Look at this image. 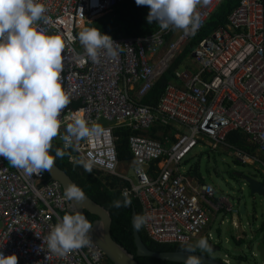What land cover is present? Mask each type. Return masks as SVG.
I'll return each instance as SVG.
<instances>
[{
    "label": "built area",
    "instance_id": "built-area-1",
    "mask_svg": "<svg viewBox=\"0 0 264 264\" xmlns=\"http://www.w3.org/2000/svg\"><path fill=\"white\" fill-rule=\"evenodd\" d=\"M125 1L43 0L51 23L40 21V27L66 40L61 80L70 103L61 112L58 138L63 146L61 137L74 114L96 122L93 139L64 149L70 162L91 159L92 168L128 182L123 191L150 216L144 229L153 241L191 246L201 237L212 238L206 230L214 217L240 213L184 170L195 148L207 144L264 170V0H239L226 24L182 58L157 107L143 104L144 98L226 0L198 5L195 31L169 28L113 38L121 44L119 55L102 54L99 64L92 63L78 33ZM75 104L82 108L74 109ZM157 127L169 128L164 141L150 136ZM116 128L138 132L130 137L134 164L124 172ZM232 132L245 135L257 155L231 145ZM67 211L60 183L46 172L26 179L0 157V252L16 254L18 264H112L90 236L86 247L64 257L48 253L46 237Z\"/></svg>",
    "mask_w": 264,
    "mask_h": 264
},
{
    "label": "clouds",
    "instance_id": "clouds-1",
    "mask_svg": "<svg viewBox=\"0 0 264 264\" xmlns=\"http://www.w3.org/2000/svg\"><path fill=\"white\" fill-rule=\"evenodd\" d=\"M207 2L136 0L137 5L149 8V24L156 22L161 30L174 28L185 32L198 28L196 8ZM46 12L43 0H0V157L7 159L26 179L48 171L55 157L65 155L63 149L91 140L99 131L96 122L74 114L61 137L63 149H57L55 155L51 151L52 141L60 133L61 112L70 103V97L61 80L66 40L40 27V21L51 23ZM78 39L87 58L95 64L101 62L102 54L115 58L121 50V44L97 27H84ZM79 163L85 171H92L91 159L81 158ZM144 182L147 183L146 178ZM121 195L123 200L114 201L113 206H130L128 190ZM64 196L69 202V211L58 219L46 237L48 253L60 257L86 247L92 229V224L77 207L86 200L84 191L69 184ZM239 210L241 213V208ZM149 219L147 213L137 214L133 226L139 230ZM211 240L201 237L194 246H189L185 264H202V256L196 255V250L210 251ZM0 264H18V256H5L0 252Z\"/></svg>",
    "mask_w": 264,
    "mask_h": 264
},
{
    "label": "trees",
    "instance_id": "trees-1",
    "mask_svg": "<svg viewBox=\"0 0 264 264\" xmlns=\"http://www.w3.org/2000/svg\"><path fill=\"white\" fill-rule=\"evenodd\" d=\"M239 0H226L223 5L217 10L214 16L208 21L206 27L199 32L192 42L187 46L183 56L177 61L171 69L155 84L154 88L149 92V94L144 98L143 104L157 107L160 99L162 98L166 86L169 82L174 81L175 70L178 68L182 58L190 54L196 46L208 37L213 31H215L219 26L225 25L228 16L232 11L238 7ZM149 13V8L147 6L137 5L136 0H127L124 3L119 4L111 12L104 15L101 19L90 24L88 27H97L102 32L110 35L112 38H119L120 36L126 37H143L152 34L160 29L156 22L149 24L147 21V16ZM74 109H81L80 104H75ZM65 130V129H64ZM163 132V136H158V132ZM169 128H154L151 130V137L154 139H159L164 141L165 137L168 135ZM63 131L60 129V133ZM138 132H134L128 128H116L115 135L118 138L117 149L119 160L122 163H129L134 160V155L130 147V137L137 135ZM58 136L52 141V153L55 155L57 149H63V146L59 142ZM228 142L246 151L251 155H257L256 147L248 143V139L245 135L239 132H232L228 136ZM64 150V149H63ZM65 152L62 157H55L56 164L65 170L74 181L98 204L109 209L113 218L112 225V235L114 239L125 247L130 253H132L136 260L140 264H180L173 262H165L162 260L149 258V257H139L137 255V248L135 245L134 231L132 226V216L133 212L137 211V214H143V208L140 202L132 197L131 205L128 207H114L113 202L116 200H123L122 191L129 185L128 182L121 180L119 178L110 176L98 169L92 168L91 172L85 171L84 167L79 163H71L69 160V152ZM240 162V161H239ZM246 165V164H245ZM47 174V173H46ZM189 174L201 182H204L202 176L200 175L199 168L191 170ZM49 178V176H48ZM264 180V176L262 177ZM240 209V208H238ZM88 218L93 222L98 217L87 212ZM143 241L147 247L156 252H179L184 251L189 246H182L177 244H161L153 241L144 227L139 229ZM264 234V225L258 231L259 236ZM239 243L243 241L242 238H238ZM264 244V242H262ZM195 244L191 245L194 246ZM196 253L205 254V251L201 252L200 249L196 250ZM243 257V256H242ZM110 262V261H109Z\"/></svg>",
    "mask_w": 264,
    "mask_h": 264
},
{
    "label": "rangeland",
    "instance_id": "rangeland-1",
    "mask_svg": "<svg viewBox=\"0 0 264 264\" xmlns=\"http://www.w3.org/2000/svg\"><path fill=\"white\" fill-rule=\"evenodd\" d=\"M195 167L204 182L215 189L217 199H229L235 209L243 205L247 208L246 214L226 213L211 220L206 237L211 234L215 249L221 250L205 251L206 255L223 262L229 260V264H264V244L258 235L264 225V197L251 196L246 182L238 176L243 173L263 181L264 170L257 164L239 162L231 152L212 151L207 144L197 146L183 165L185 171ZM132 180L137 182L135 177ZM238 238L243 241L239 243Z\"/></svg>",
    "mask_w": 264,
    "mask_h": 264
},
{
    "label": "water",
    "instance_id": "water-1",
    "mask_svg": "<svg viewBox=\"0 0 264 264\" xmlns=\"http://www.w3.org/2000/svg\"><path fill=\"white\" fill-rule=\"evenodd\" d=\"M147 169V168H146ZM47 175L52 181H56L60 183L65 191V187L69 184H75L79 186L74 179L61 167H59L56 162L51 169L46 171ZM131 176H135L134 170L130 172ZM238 176L241 177L248 186L251 196H262L264 197V182L243 173H238ZM80 187V186H79ZM81 188V187H80ZM82 189V188H81ZM83 190V189H82ZM84 191V190H83ZM86 200L79 204L77 207L82 213L87 217L89 222L92 224V229L90 230L89 236L90 238L101 248L104 252L108 260L112 264H140L135 256L130 253L125 247L119 244L112 235V225H113V218L109 209L105 208L104 206L95 202L85 191ZM70 205L68 202V209ZM87 212L98 217L95 221H91L88 216ZM247 208L245 205L241 206V214H246ZM137 215V211L133 212L132 216V226H133V218ZM134 231V239L135 245L137 248V255L139 257H149L158 260H162L165 262H173V263H180L185 264V261L189 255V253L184 251L179 252H156L150 250L143 238L139 230H137L133 226ZM262 237V241L264 242V234ZM211 245V251L214 253L216 251H220L221 247L215 249V244L209 241ZM196 255L202 256V264H227L226 262L215 260L207 255L196 253Z\"/></svg>",
    "mask_w": 264,
    "mask_h": 264
},
{
    "label": "crops",
    "instance_id": "crops-1",
    "mask_svg": "<svg viewBox=\"0 0 264 264\" xmlns=\"http://www.w3.org/2000/svg\"><path fill=\"white\" fill-rule=\"evenodd\" d=\"M150 134H151V132H150ZM230 153V152H229ZM232 154V153H231ZM233 155V154H232ZM262 157V156H261ZM131 164H134L133 162H129V163H122V171L124 172L126 169H128L129 167H132L133 165H131ZM260 167V166H259ZM263 169V168H262ZM193 170V169H192ZM193 177V176H192ZM193 179L194 180H196V181H198V182H200V183H202V184H206L205 182H201L199 179H197V178H195V177H193ZM264 181V180H263ZM261 242H263V241H261Z\"/></svg>",
    "mask_w": 264,
    "mask_h": 264
},
{
    "label": "flooded vegetation",
    "instance_id": "flooded-vegetation-1",
    "mask_svg": "<svg viewBox=\"0 0 264 264\" xmlns=\"http://www.w3.org/2000/svg\"><path fill=\"white\" fill-rule=\"evenodd\" d=\"M205 254H206V252H205ZM220 261V260H219Z\"/></svg>",
    "mask_w": 264,
    "mask_h": 264
}]
</instances>
